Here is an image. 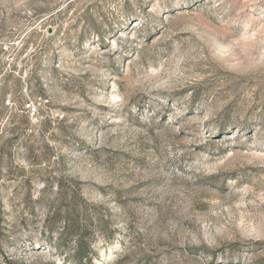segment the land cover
<instances>
[{
    "label": "rangeland",
    "instance_id": "obj_1",
    "mask_svg": "<svg viewBox=\"0 0 264 264\" xmlns=\"http://www.w3.org/2000/svg\"><path fill=\"white\" fill-rule=\"evenodd\" d=\"M0 264H264V0H0Z\"/></svg>",
    "mask_w": 264,
    "mask_h": 264
}]
</instances>
